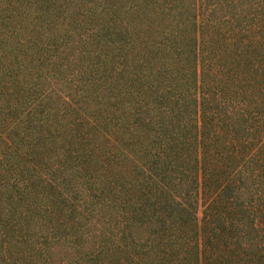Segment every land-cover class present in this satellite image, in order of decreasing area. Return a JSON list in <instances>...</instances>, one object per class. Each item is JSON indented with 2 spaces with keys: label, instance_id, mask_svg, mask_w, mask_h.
<instances>
[{
  "label": "trees",
  "instance_id": "obj_1",
  "mask_svg": "<svg viewBox=\"0 0 264 264\" xmlns=\"http://www.w3.org/2000/svg\"><path fill=\"white\" fill-rule=\"evenodd\" d=\"M0 264H264V0H0Z\"/></svg>",
  "mask_w": 264,
  "mask_h": 264
}]
</instances>
